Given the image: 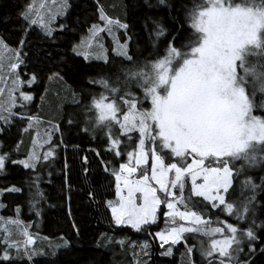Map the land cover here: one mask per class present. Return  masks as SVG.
Returning <instances> with one entry per match:
<instances>
[{
  "label": "snow or ice",
  "instance_id": "obj_1",
  "mask_svg": "<svg viewBox=\"0 0 264 264\" xmlns=\"http://www.w3.org/2000/svg\"><path fill=\"white\" fill-rule=\"evenodd\" d=\"M159 3L164 4L165 0H159ZM70 7L68 0H60L56 12L49 13L45 20L34 4L29 3L18 13L26 23L22 28L19 47L9 49L0 39V53H14V59L6 65L14 79L7 99L0 102V134L11 126L13 120L21 123L27 121L28 127L35 120L24 111L25 102L31 101L33 96L20 89L24 85H32L36 78L31 75L27 80H21L20 73L16 71L21 66L27 67L23 52L25 37L33 26H38L49 38L54 31L65 30L67 26L64 23L54 28L53 22L57 15L63 17ZM98 15L104 22L103 27L91 25L87 42L82 39L80 44L73 45L72 51L85 60L90 59L88 48L92 46V38L98 41L99 34L105 32L116 42L118 55L133 62L127 39L120 43L114 31L123 29L125 32L122 35H126L128 25L111 19L102 9H98ZM185 21L194 31L195 39L181 44L180 48L175 46V42L183 26L170 32L157 24L155 35L168 37L166 55L151 65L153 71L150 76L143 72L129 73L131 77L140 78L137 83L143 90V99L131 93L126 94L127 99L121 96L120 102L126 108L122 118L117 115L120 108L114 101L105 103L106 97L103 95L92 101V108L97 113L93 129L96 126L107 129V147L104 150L117 160L126 157V162L119 163L118 167L110 161L100 160L102 173L114 178L116 197L115 200H106L104 206L110 209L115 225H126L146 232L154 240L160 241L161 248L168 244L162 255H170L172 246L183 241L186 233H199L209 239L207 247L202 245L198 249L207 264H254L253 255L258 251L255 244L260 241L254 230L260 225H256L255 220H251L249 227L241 229L219 220L216 223L222 226L212 227V221L205 217L209 207L229 215L235 213L237 221H247L255 215L253 202L258 186L250 178L244 183L253 190V195L240 208L228 202L226 194L233 177L230 161L240 159L249 166L264 161V156L258 160L254 154L249 155L257 144L264 145V116L254 115L257 110L264 111V99L259 102L256 99L257 96L264 97V63L252 64L248 59L250 56L264 59V0L260 4L251 0H241L240 3L235 0H204L185 17ZM96 47L95 59L106 61L103 45L97 43ZM4 60L5 57L0 55V71L5 68ZM92 83L101 84L113 94L117 92L116 88H109L105 80ZM3 91L0 89V92ZM14 92L18 96H14ZM17 99L20 101L19 108L13 111ZM138 100L141 104L149 101L150 108H137ZM113 123L118 125L128 140H131L130 133H138L131 151H121V140L111 135ZM56 131H59L58 127ZM83 131L88 132L89 129ZM48 147L49 151L43 156L45 160L54 155L58 145L49 144ZM14 150L18 151V147ZM89 150L99 157L98 151ZM165 156L168 157L167 161ZM149 158L150 175L148 168L142 167L148 164ZM9 159L7 152L0 154V171L4 170ZM39 159L37 153L32 151L25 159L11 162L26 169H35ZM81 160L82 171L87 173V156H82ZM213 163L218 166H210ZM138 168L141 171L137 179L134 174ZM239 172L240 169H236L237 175ZM261 179L264 180V177ZM186 184L189 187L187 198L184 196ZM18 192L20 189L13 185L0 189V196ZM97 194L89 192L93 202ZM192 197L203 198L206 202L204 208L198 209L196 205L200 202H193ZM178 204L185 210H180ZM3 207L0 204V208ZM35 211L39 215V209ZM159 214L165 217L166 227L151 233L148 230L157 224ZM8 222L20 223L19 220ZM184 222L192 226H186ZM23 235L25 240L22 245L5 240L0 259H13L9 249L16 251L17 259L27 258L28 261L45 255L30 247L33 244L31 234L24 231ZM217 235L222 238H215ZM68 243L65 240L57 247L66 248ZM244 246L247 247L246 253ZM148 247L145 242L143 248L147 250ZM186 250L189 264H193L192 248ZM259 252L264 255V244H261ZM241 255L243 260L239 258Z\"/></svg>",
  "mask_w": 264,
  "mask_h": 264
},
{
  "label": "trees",
  "instance_id": "obj_2",
  "mask_svg": "<svg viewBox=\"0 0 264 264\" xmlns=\"http://www.w3.org/2000/svg\"><path fill=\"white\" fill-rule=\"evenodd\" d=\"M31 1L0 0V38L13 49L19 47L22 28L26 26L18 13ZM203 2L165 0L164 4H160L159 0H70L69 12L60 20V24L67 26L65 30H57L51 38L45 36L38 26L29 30L23 47L27 67L21 66L17 70L24 76L34 75L38 83L34 88L35 101L30 105L31 110L24 111L47 125L52 123L59 128L56 131L54 127L53 140L49 143L58 147H55L54 157L47 160L42 157L35 169H26L11 161L27 157L32 148V126L28 127L27 121L21 123L13 120L11 126L0 134L2 151L10 157L6 161L5 173L0 176V189L13 185L20 189V193L2 195L5 201L11 203L10 206L16 204L20 207L17 214L14 208L2 209L1 212L4 211L6 215H12L13 211L14 216L4 217L0 220V226H16L8 221L19 220V224L25 226L35 239L33 248L45 255L28 261L27 258L17 259L16 251L9 249L13 259H0V264H189L187 248H192L193 264H207L198 249L202 245L207 247L209 239L199 233V240L194 241L191 237L195 234L186 233L185 241L173 246V254L166 256L161 254L166 251V246L161 248L158 239L154 240L146 232L130 226L114 224L110 209L104 206L106 200L116 199L114 178L102 173L100 160L110 161L118 167L119 163L126 162V157L117 160L104 150L107 147V129L100 126L93 129L97 113L92 108L94 98L99 99L101 95L108 98L109 93L101 84L92 81L105 80L109 88L121 87V96L127 99L128 89L136 78L129 73H149L153 71L151 65L164 58L168 37L155 35L157 24L170 32L183 26L175 42L177 48L194 40V31L186 23L185 17ZM98 9H102L111 19L128 25L126 35H122L125 32L123 29H119L118 33L125 36L124 39L129 37L128 52L133 62L116 54L106 35L103 36L109 46L106 61L85 60L72 51L74 44H80L82 39L89 36L91 25L103 23L99 19ZM134 92L140 93V90L134 89ZM256 99L259 102L264 97L257 96ZM257 114L264 116V111L257 110ZM85 128L89 131H83ZM114 128L119 134L118 125ZM132 136L135 146L138 133ZM49 144L45 148H49ZM17 147L18 151L14 150ZM89 149L98 151L99 157ZM82 156H87V173L82 171ZM229 165L233 168V177L226 200L233 203L235 208H240L253 195V190L244 183L250 178L258 186L253 202L255 215L247 221H237L235 213L229 215L209 207L205 218L212 221V227L222 226L216 223L219 220L241 229L249 227L251 220H255V224L260 225L254 229L260 241L255 244L258 251L253 255V260L254 264H264V255L259 252L261 244H264V180L261 179L264 177V162L250 171L241 168L240 161H230ZM236 169H240L238 175ZM90 191L98 193L95 202L89 197ZM184 196H189L187 184ZM192 200L200 202L196 205L198 209H203L206 204L203 198L192 197ZM178 208L185 210L179 204ZM35 209H39V215ZM165 224V217L159 214L157 224L148 231H160ZM215 238L222 237L217 235ZM65 240L69 242L68 247L58 248ZM7 242H15V239H7ZM145 242L149 245L147 250L143 248ZM4 247L5 242L0 246V251ZM244 251L247 252L246 246ZM53 252L56 254L52 255ZM239 258L243 260L244 257L241 255Z\"/></svg>",
  "mask_w": 264,
  "mask_h": 264
},
{
  "label": "rangeland",
  "instance_id": "obj_3",
  "mask_svg": "<svg viewBox=\"0 0 264 264\" xmlns=\"http://www.w3.org/2000/svg\"><path fill=\"white\" fill-rule=\"evenodd\" d=\"M59 2H60V0H32L30 3H33L34 4L35 9L38 12H40L41 16L46 20L49 13H55L56 12V9H57V6L59 5ZM235 2L236 3H240L241 0H235ZM251 2H253L255 4H260L261 3L260 0H251ZM68 3L70 5V0H68ZM68 12H69V9L65 13V15ZM65 15L63 17H61L59 15L56 16V19L53 22V27L54 28H58V25L60 24V20L62 18H64ZM103 24H104V22L101 23L99 26L100 27H103ZM56 31H54L53 34ZM114 31H115V35L119 39L120 43H124L125 40L127 39V47H129V37L126 36V38L124 39L125 36H120V34L118 33V30H114ZM104 35H106V36L109 37L110 46H111L112 50L116 54H118V49H117L116 42L107 33L101 32L99 34L98 41H97L96 38H92V46L90 48H88V51H89L90 56H91L90 59L96 60V61H101V60L102 61H105L103 59H99V60L98 59H95V56H94V53L98 50L97 47H96V45H97V43H99V44H102L103 45V48L105 50L104 51V55L107 57V50H108L109 46L107 44V41L108 40H106L104 42V37H103ZM88 39H89V36L85 37L84 38V41L87 42ZM9 49H13V48L9 47ZM81 50H83V49H81ZM0 55H3L5 57V60H4L5 68H4L3 71H0V89H3L4 90L3 92H0V102H3L4 100L7 99L8 91L13 86L12 85V82H13L14 77L11 74V72L7 69L6 65L10 62V60L14 59V53H12L10 51H4V52L0 53ZM248 59H249L250 63H252V64H261V63H264V59H262L259 56H250ZM16 71L19 72L18 70H16ZM144 74L150 76L152 74V71L149 72V73H144ZM28 78H29V76H24V74L20 73V79L21 80H27ZM139 79H140L139 77H136L135 78V82H134V84H132L129 87L128 93H131L133 96H135V97L139 98L140 100H142L143 99V90L140 88L139 84L137 83V81ZM37 83H38V80L35 79V82L32 85H30V86L29 85H24L20 89L22 91L29 92L33 96V99L31 101L25 102L26 103V107H25L26 110H31V106L30 105H31V103L33 101H35V90H34V88L37 85ZM115 88L117 89V92L115 94H113V93H111L109 91V93H108L109 96L107 95V97L110 98V99L106 98L105 99V103H107L109 101H114L117 105H119L120 111L117 113V115H118V117H120V116H123L124 110L126 108L124 107L123 104H121L120 99H119L121 97V93H123L121 87L117 86ZM134 89H139L140 90V93L134 92ZM13 95L14 96H18V93H15L14 92ZM16 103H17L16 108H19V104H20L19 99H17V102ZM16 108H14L13 111H15ZM137 108L148 109V108H150V102L145 100L141 104L139 102V100H138ZM254 115L261 116V115H258L257 114V111L254 112ZM115 125L116 124H114V123H113V125H111V132L113 133L112 134L113 137H119V139L121 140V146H120L121 151L122 152H124V151H131L133 149V146H134V144L132 143V140H133V136L132 135L135 132H132V133L129 134L131 136V140H128L121 132L119 134H117V132H116V130L114 128ZM54 127H56V126H54L52 123H49V125H47V124H45L44 122H42L38 118H35L34 122L32 123V129L34 130V133H33V139H32V148H31L30 152L35 151L37 153V155L40 157V159L49 151V148H45V146L47 144H49L53 140L52 133H53V131L55 129ZM2 146H3V142L0 141V154H3V151H2L3 150V147ZM146 147H147V142H146ZM253 154L257 157L258 160L260 159L261 156H264V145L257 144L255 146V148L252 151H250V153H249V155H253ZM54 155L51 156V158L54 157ZM23 159H25V158L15 159L14 161H19V160H23ZM40 159H39V161H40ZM149 160H150V158H149ZM165 160L166 161L168 160V157L167 156H165ZM239 161L242 163L241 168L243 167L247 171H250V170L254 169L255 167H259L264 162V161H262L258 165H255V166H249L248 164H245L240 159L235 160L234 162L237 163ZM21 166H23V165H21ZM210 166L217 167L218 165L216 163H213ZM142 167H147L148 168V174L149 175L151 174L150 173V166H148V164L145 165V166H142ZM140 171H141V169L138 168L137 173L134 174V178H137V179L139 178ZM4 173H5V168H4L3 171H0V176H2ZM38 189L39 188H37V190ZM18 193H20V192H18ZM0 204H3L4 205L3 208H0V218H3V219H4V217H13L14 214H13V211H12V213H11L12 215H6V213L4 211L1 212L2 209L5 210L7 207H10V209L11 208H14L15 213L17 214V208L20 207V205H16V204H13V205L10 206L11 203H9L7 200L5 201V198H3V196H0ZM177 207H178V205H177ZM177 223H180V221L177 220ZM184 223L186 224V226H192L190 224H187V222H184ZM117 226H119V225H117ZM24 227L25 226H22L21 224L16 225V226H12V225L11 226L6 225V226H3V227L0 226V246L1 245H4L5 240L10 239V238L11 239H15V242H19L22 245L23 242H24V240H25V237L23 235V232L24 231H27ZM165 227H166V224H165ZM36 229L39 230L38 228H36ZM36 232H39V231H36ZM194 234H195V236L194 237H191V240L192 241L199 240L198 233H194ZM32 240H33V244L30 245L31 247H33L34 244H35V239H33V237H32ZM183 241H185V239ZM179 243H177V244L179 245ZM177 244H175V245H177ZM175 245H173V246H175ZM164 246H166V250H167V248H168L169 245L168 244H165ZM173 246H172L171 254L170 255H166V256H171L173 254Z\"/></svg>",
  "mask_w": 264,
  "mask_h": 264
}]
</instances>
